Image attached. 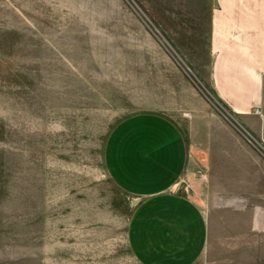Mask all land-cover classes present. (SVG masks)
Segmentation results:
<instances>
[{"label":"rangeland","instance_id":"374dc122","mask_svg":"<svg viewBox=\"0 0 264 264\" xmlns=\"http://www.w3.org/2000/svg\"><path fill=\"white\" fill-rule=\"evenodd\" d=\"M213 5L0 0V264H138L134 201L107 176L104 143L136 114L170 119L190 150L228 122L211 86ZM246 121L259 135L240 142L261 145L264 162V101ZM255 171L264 177V165ZM238 243L197 264H264Z\"/></svg>","mask_w":264,"mask_h":264},{"label":"crops","instance_id":"0c3cea01","mask_svg":"<svg viewBox=\"0 0 264 264\" xmlns=\"http://www.w3.org/2000/svg\"><path fill=\"white\" fill-rule=\"evenodd\" d=\"M208 43L211 86L228 122L207 127L205 140L200 131L190 150L170 119L136 114L104 143L107 176L134 201L127 246L138 264L210 263L213 250L235 240V249L264 258L261 145L240 142V134L259 135L242 126L264 101V0H214ZM182 182L186 191L177 189Z\"/></svg>","mask_w":264,"mask_h":264}]
</instances>
